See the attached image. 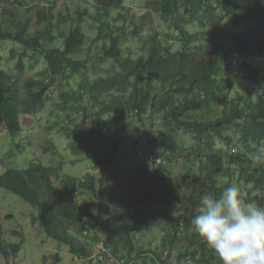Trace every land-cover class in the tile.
<instances>
[{
	"label": "trees",
	"instance_id": "1",
	"mask_svg": "<svg viewBox=\"0 0 264 264\" xmlns=\"http://www.w3.org/2000/svg\"><path fill=\"white\" fill-rule=\"evenodd\" d=\"M2 1L26 6L27 12L30 5L24 0ZM40 1L43 7L34 16L37 22L46 24V30L35 34H28L33 16L25 17L28 14L21 8H17L21 13L4 10L13 20L9 30L0 24V40L9 39L25 48L17 62L20 73L24 70L25 56L40 55L45 67L40 80L23 83L24 94H21L12 73L0 64V124L12 135L18 134L22 130L20 115L42 112L50 98L51 80L59 76L66 78L67 89L59 92V107L66 111L67 122H72L63 129L72 139L69 148L76 155H89L102 166V176L67 174L60 186L54 177L62 170V163L56 168L35 160L27 168H8L0 174V188L37 208L39 212L33 216V224L42 222L49 237L67 245L75 257L90 264L96 260L118 264L134 253H158L144 246L145 238L151 233L144 212L145 207L165 196L169 203L179 206V210H173L174 216L165 213L160 223L164 231L161 247L168 250V260L173 264H220L216 253L194 231L191 220L199 211L201 197L218 195L224 187L233 184L230 178H235L237 173L240 183H245L241 185L245 198L264 207V163H253L247 156L264 142V82L258 98L250 102L223 93L228 75L235 80L239 77V60H243V68L252 67L249 58L264 54V0H145V11L137 19L121 10L126 9L123 0ZM66 1L68 7L78 6L75 17L78 22L82 16H90L88 24L97 36L89 41V36L78 26L70 31L62 48L44 47L45 42L54 39L52 29L59 27L60 21H52L54 8ZM80 2H90L95 11L90 12L89 6L81 8ZM115 10L120 11L115 19H124L123 24L112 23L110 15ZM155 15L178 32L175 39L181 43L174 51L172 42L162 43L154 24L148 27L147 35L142 34L145 25L154 23ZM229 16L234 17V23L249 19L255 24L236 34L226 32L224 21ZM194 22L210 30L192 33L186 25ZM210 33L214 42L209 48L192 45ZM88 42L96 47L93 54L86 50ZM135 42L142 43L138 54L133 53ZM16 53L12 49L11 54ZM81 54L86 58H81ZM211 54L216 58L211 59ZM79 75L83 80L75 87L78 81L73 83L71 79ZM83 89L91 97V107L85 99L76 104L83 99L80 92ZM111 99H118L123 111L115 114L114 120L124 116L144 117L151 112L152 124L145 133L146 142L164 159L155 165L154 187L135 196L123 195L120 201L112 197L107 181L110 174L113 178L120 177L114 165L126 128L116 130L117 124L106 114ZM79 114L81 117L76 118ZM156 117L159 126L154 122ZM180 131L190 134L193 140L181 138ZM217 138L229 149L218 147ZM230 146H237L238 153L233 154ZM45 150L50 148L46 146ZM183 160L192 165L198 161L200 172L187 167L172 181L168 165ZM147 168L151 165L145 166L144 172ZM249 185H255L256 191ZM83 194L94 198L87 207L80 203ZM121 204L128 208L126 212L120 211ZM98 228L104 234L99 235ZM80 229L93 233L94 238L88 236L82 240L75 234ZM100 243L114 251V257L107 256L104 260L93 257L92 247ZM22 246V243H6L0 226V253L6 258L16 256ZM160 262L164 264L165 260Z\"/></svg>",
	"mask_w": 264,
	"mask_h": 264
},
{
	"label": "rangeland",
	"instance_id": "2",
	"mask_svg": "<svg viewBox=\"0 0 264 264\" xmlns=\"http://www.w3.org/2000/svg\"><path fill=\"white\" fill-rule=\"evenodd\" d=\"M24 1L30 2L28 12L27 9H24L27 8L26 6H19L18 4L5 3L2 1V3H0V24H2L6 30H9L13 18L7 15L4 10L6 9L8 12L14 13L20 11L21 13L22 9V11H26L28 14V16L25 17L33 16L28 32L29 35L35 34L40 30H46V24L44 23L43 25L37 22V18L34 16L37 10L43 7L42 1ZM123 1L126 9L121 8V10L128 17L134 16V18L137 19L145 11V0ZM89 3L90 2H80L78 5H81V8L89 6L87 7L88 10L90 9V12H94L95 10L92 4ZM59 6V8H54L56 14L55 17L52 18V21L53 23L60 21L62 26L58 29H52L51 33L55 37V40L53 42H45L44 47H48V44H51V47L62 46L61 40L68 33L67 27L69 23L75 19L74 15L78 6L68 7L67 1L59 4ZM119 12V10H115L110 15L114 25H120L125 22V20L121 18L118 20L115 19L118 17ZM84 18L85 25L82 24V28L84 30L86 29L89 41H91L96 38L97 33L90 30V24H86L91 20L90 16L88 17L89 19L87 16ZM233 19V16H229L224 21L226 32L236 34L245 31L255 24L253 20L249 19H242L240 22L234 23ZM65 20L69 21L64 24ZM153 24L160 32V37L164 45H166L168 41L172 42L173 51L179 47L181 40L175 39L178 32L174 27L170 28L169 24L164 22L159 15H155L154 23H148L141 29L144 36L149 32L148 27L151 25L153 26ZM70 25L74 27V24ZM186 28L192 33H197V31H201L207 27L202 26L200 22H194L187 24ZM209 30L210 28L206 29V32ZM212 33L208 34L203 40L195 41L192 45L198 46L203 44L206 48H209L214 42L213 37H210ZM135 40H137V38H135ZM99 45L101 46L100 43ZM141 46L142 43L137 44V42H135L133 45V53L138 54L141 52ZM86 47V50L92 54L96 50L95 45H90L89 42ZM12 49L17 50V53L12 55ZM24 50L25 48L17 42L9 39L0 40V64L6 68V71L9 70V73H12L14 84L19 85L21 94H24L23 83L31 79L40 80L41 77H43L45 67L44 58L40 55H34L32 57L25 56L23 57L24 70L20 73V70L17 68V62ZM92 54H90V57L93 56ZM81 55V58H86L85 55ZM210 57L211 59L216 58L214 54H211ZM242 62L243 60H239L237 63L238 79L235 80V77L231 76L228 78V75L223 83V93L225 92L234 98H241L246 103L257 99L260 93V87L264 82V54L249 58L248 62L252 64V67L243 68ZM81 79L83 80L81 75L77 77L74 76L71 82L75 83L78 81L74 84L75 87H77ZM66 80L67 79H64L62 76L51 80V86L48 92V94L50 93V98L47 99L45 108L42 112L29 116L20 115L22 131L19 134L16 136L12 135L4 125L0 124V174L4 173L8 168H27L31 161L37 160L47 166L56 168H59L62 163V170L58 171L54 177L56 184L60 186L67 174H76L80 177L86 175L102 176V166L96 164L89 155H76L69 148L72 139L67 137V133L63 129L69 122H72H67L68 118L66 116V111H62L61 107H59V92L67 89L65 84ZM80 92L83 95V99L82 101H77L76 104H81L85 99L86 104L91 107L92 102L89 94L86 93L85 89ZM111 100L110 107L106 114L111 117L110 119L113 120L112 122L117 124V126H115L116 130L126 128L124 130V138L116 151V162L114 165L116 171H119L124 177L114 179L110 174L107 181L112 191V197L117 200L122 195L128 196L131 194L135 196L137 192L146 193L153 185L154 173L148 174L144 172V169L139 172V168L148 162V159L154 155L152 154L154 151L148 146L145 136L147 129H150V125L152 124L149 120L150 116L148 114L144 117L124 116L122 119L114 120V115L123 111L122 108H120V101L118 99ZM78 105L70 104V107L76 108L79 107ZM79 117H81V114L76 116V118ZM157 119H159V117H156L154 122L159 126L160 122L158 123ZM73 127L74 126H71V128ZM180 135L181 138L187 141L193 140L191 135L185 131H180ZM48 141L51 142L49 143ZM216 143L218 147H222L226 150L229 149L222 139L217 138ZM262 145H264V142ZM46 146H48L50 150L46 151ZM191 165L192 164H189V162L180 161L178 163L172 161L168 165L170 179L174 181L188 168H192L194 172H200L199 168H197L199 167L198 161L195 162L192 167ZM252 167H255V164ZM237 175H239V173L234 175L235 178H230V181L240 186L245 184L243 181L240 183ZM159 185L160 183L158 186ZM249 186L254 192L256 191L255 185ZM257 192L258 194L260 193V191ZM79 199L84 207L89 206L94 200L93 196L90 194H83ZM160 200L159 202H152L153 205L145 207L144 212V215L146 214L148 216V218H146L148 227L151 228V233L145 238L146 242L144 246L152 249H156V247L163 243L164 231L161 229L160 225L163 220V215L165 213L169 214L171 212L170 208L177 211L176 207L178 206L173 202L169 203L165 196H162ZM120 210L126 212L127 207L122 205ZM38 212L37 208L21 199L18 195L0 188V226L2 229V239L8 244L24 243L19 255L15 258L11 256L6 258L0 253V264H90L89 262L76 260L75 255L70 251L67 245L61 244L49 237L42 222L39 221L37 224H33V216H37ZM172 213L174 214V211H172ZM97 233L99 235L104 234L101 228L97 229ZM75 234L82 240H85L88 236L89 239L94 238V234L88 232L86 229H80L79 232ZM95 264L106 263L96 260Z\"/></svg>",
	"mask_w": 264,
	"mask_h": 264
},
{
	"label": "clouds",
	"instance_id": "3",
	"mask_svg": "<svg viewBox=\"0 0 264 264\" xmlns=\"http://www.w3.org/2000/svg\"><path fill=\"white\" fill-rule=\"evenodd\" d=\"M74 16H78L76 12ZM83 17L85 16H82L79 22L75 18L69 23L67 27L68 33L62 40L60 39L62 46L54 47L62 48L70 31L76 29L78 26L83 32L88 34L86 29L84 30L82 28V24H84V20H82ZM68 21L69 20H65L64 24ZM70 24H74V27H71ZM86 24L88 25V23ZM60 26H62V24L59 22V27ZM91 31L95 32L94 30ZM48 35H50V33H48ZM51 36H53V34H51ZM54 40L55 39L49 41L53 42ZM49 46H51V44H48V47ZM148 115L151 116L150 111L148 112ZM230 147L233 154L238 153L237 146ZM153 151L152 154L154 155L148 159V162L145 165L139 168V172L140 170L145 169V166L151 165V168H147L146 173H155V165L164 162L163 157L158 155V152L154 149ZM247 156L253 163H264V145L258 146L253 152H248ZM122 177L124 176L120 174L118 179ZM114 179L117 178L115 177ZM225 179L228 181V178ZM154 185L153 181L151 187H154ZM118 200L120 201V198ZM122 205L124 204H121L120 207ZM170 210L171 212L169 214L174 216L172 213L173 209L170 208ZM176 210H179V206L176 207ZM93 211H96V209ZM191 224L194 231L197 232L199 236L205 240L207 245L216 253L220 264H264V207L259 206L255 201L246 199L239 184H229L224 187L218 195H203L199 202V211L191 220ZM92 250L94 251L93 257H98L100 260L106 259L107 256L111 258L114 257V251L108 248L104 243L92 247ZM154 250H157L158 253L146 252L142 255L134 253L131 257L125 259L122 258L117 262L118 264H162L160 260L163 259L165 260L164 264H173L172 261L167 258L169 255L167 252L168 250H164L161 247V244ZM19 253L16 256H10L15 258ZM75 258L76 260H80L77 257ZM114 263L115 262L112 264Z\"/></svg>",
	"mask_w": 264,
	"mask_h": 264
}]
</instances>
